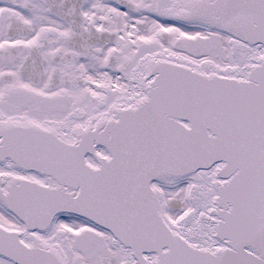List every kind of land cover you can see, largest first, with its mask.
Returning a JSON list of instances; mask_svg holds the SVG:
<instances>
[{
  "label": "snow or ice",
  "instance_id": "snow-or-ice-1",
  "mask_svg": "<svg viewBox=\"0 0 264 264\" xmlns=\"http://www.w3.org/2000/svg\"><path fill=\"white\" fill-rule=\"evenodd\" d=\"M0 264H264V0H0Z\"/></svg>",
  "mask_w": 264,
  "mask_h": 264
}]
</instances>
